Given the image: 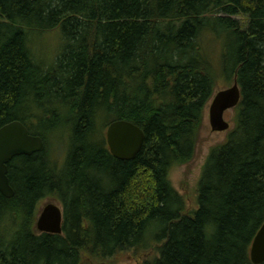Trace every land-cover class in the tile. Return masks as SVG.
<instances>
[{
	"label": "trees",
	"instance_id": "16d2710c",
	"mask_svg": "<svg viewBox=\"0 0 264 264\" xmlns=\"http://www.w3.org/2000/svg\"><path fill=\"white\" fill-rule=\"evenodd\" d=\"M54 28L53 63L35 61L28 38ZM208 37L240 100L187 211L169 173L193 158L214 91ZM54 113L68 132L62 163L47 139L57 130L44 125ZM120 119L145 134L131 160L113 157L102 131ZM14 120L43 148L7 164L0 264H97L152 244L142 264H253L264 221V0H0V127ZM47 197L62 206L60 234L35 230Z\"/></svg>",
	"mask_w": 264,
	"mask_h": 264
},
{
	"label": "water",
	"instance_id": "95a60500",
	"mask_svg": "<svg viewBox=\"0 0 264 264\" xmlns=\"http://www.w3.org/2000/svg\"><path fill=\"white\" fill-rule=\"evenodd\" d=\"M240 100V88L236 81L227 88L214 93L208 108L209 124L213 131L229 130L225 113L234 108ZM145 134L134 123L114 120L106 128V142L109 152L118 160H131L140 152ZM43 141L40 136L30 134L25 125L14 120L0 127V194L10 198L14 190L7 175L8 162L15 156L40 152ZM62 209L54 202L47 203L36 219L38 232L61 233ZM249 257L253 264L264 262V221L255 233L250 245Z\"/></svg>",
	"mask_w": 264,
	"mask_h": 264
},
{
	"label": "rangeland",
	"instance_id": "374dc122",
	"mask_svg": "<svg viewBox=\"0 0 264 264\" xmlns=\"http://www.w3.org/2000/svg\"><path fill=\"white\" fill-rule=\"evenodd\" d=\"M239 19V17L237 16ZM29 42L32 43L31 47L34 53V59L37 62L53 63V58L57 52L61 49L62 45V36L59 28H54L44 33L37 34L34 33L28 38ZM205 42V39H204ZM207 42V43H206ZM203 45L204 54L211 61L215 72H216V83L214 87L213 94L217 91L224 89L230 86L232 83H228L223 77L219 70V54L221 53V43L217 40L207 39ZM212 97L206 105V108L203 113V118L201 125L198 129V138L195 146V153L193 158L181 165L174 166L169 173V179L171 181L174 189L184 198L186 210L189 211L196 207V196H197V185L198 180L201 175L203 165L206 161V158L210 150L223 143L226 138L229 130L225 131H213L209 124V105L211 103ZM35 108H32L34 111ZM234 109L228 110L224 118L229 122L230 127L234 126ZM49 121L44 120V125L50 127L52 130H57V133L52 132L48 135V144L51 146L56 160L60 163L64 160V155L68 151L67 147V131L59 132L63 126L60 123H63L65 117L56 116V113L52 114L51 118H48ZM32 122L31 120H29ZM51 125V126H50ZM65 127V126H64ZM106 125L103 127V133H105ZM59 132V133H58ZM59 202L53 198H44L38 203L37 213L42 210V208L50 202ZM61 205V204H60ZM151 247L146 251H136L133 249L121 251L112 257L102 261L97 264H142L143 260L148 257H152L156 254L155 248Z\"/></svg>",
	"mask_w": 264,
	"mask_h": 264
},
{
	"label": "flooded vegetation",
	"instance_id": "af4514ba",
	"mask_svg": "<svg viewBox=\"0 0 264 264\" xmlns=\"http://www.w3.org/2000/svg\"><path fill=\"white\" fill-rule=\"evenodd\" d=\"M42 139V138H41ZM53 202V201H52ZM55 202V201H54ZM61 209H62V206L60 205V203L58 204L57 202H55Z\"/></svg>",
	"mask_w": 264,
	"mask_h": 264
}]
</instances>
